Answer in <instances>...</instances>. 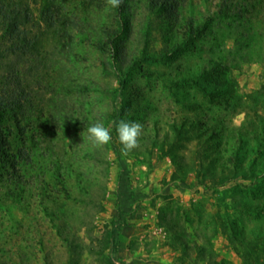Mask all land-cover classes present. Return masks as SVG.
<instances>
[{"label":"rangeland","instance_id":"rangeland-1","mask_svg":"<svg viewBox=\"0 0 264 264\" xmlns=\"http://www.w3.org/2000/svg\"><path fill=\"white\" fill-rule=\"evenodd\" d=\"M223 1L29 0L37 52L0 27V264H264V0Z\"/></svg>","mask_w":264,"mask_h":264},{"label":"trees","instance_id":"trees-1","mask_svg":"<svg viewBox=\"0 0 264 264\" xmlns=\"http://www.w3.org/2000/svg\"><path fill=\"white\" fill-rule=\"evenodd\" d=\"M241 0H224L223 9H227V14H233L235 18L245 17L251 11H256L260 5L254 0H249V5L244 8ZM244 3V2H243ZM233 4L235 9L232 11L229 7ZM261 8V7H260ZM263 8L260 10L261 12ZM29 0H0V27L9 35L10 42L20 48L22 52H37L41 47L45 35L49 34L51 29L46 27L49 22L46 17H41L33 21ZM32 23L38 27V35L32 33ZM44 23V26H43ZM30 25V26H29ZM120 35V32L116 36ZM9 40V39H8ZM10 44L9 50L13 51ZM35 54V53H34ZM26 98V97H24ZM23 98H14L12 90L9 89L8 83L5 87H0V156L5 157L10 150V127L8 125V115L16 107L23 105ZM3 135L6 139L2 140ZM5 146V147H4ZM5 159V158H4Z\"/></svg>","mask_w":264,"mask_h":264},{"label":"clouds","instance_id":"clouds-1","mask_svg":"<svg viewBox=\"0 0 264 264\" xmlns=\"http://www.w3.org/2000/svg\"><path fill=\"white\" fill-rule=\"evenodd\" d=\"M122 0H106V3L113 8L119 7ZM115 123V122H113ZM121 152L127 156L138 149L140 138L143 134V125L137 121H128L121 119L116 125ZM88 140L93 148L103 147L112 141V135L109 128L103 123L96 122L87 128ZM83 136V134H82Z\"/></svg>","mask_w":264,"mask_h":264}]
</instances>
